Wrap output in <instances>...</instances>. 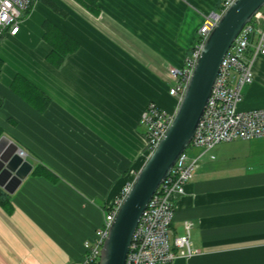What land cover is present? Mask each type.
I'll list each match as a JSON object with an SVG mask.
<instances>
[{
	"label": "crops",
	"instance_id": "1",
	"mask_svg": "<svg viewBox=\"0 0 264 264\" xmlns=\"http://www.w3.org/2000/svg\"><path fill=\"white\" fill-rule=\"evenodd\" d=\"M221 3L99 0L95 14L78 0H35L18 34H0V127L34 165L9 207L0 203V264L82 263L84 243L149 156L148 104L176 110L171 69L187 63ZM45 22L79 45L59 67ZM248 57L254 79L238 107L264 108V54L253 45ZM17 75L50 99L44 110L12 90ZM241 141L243 153L197 167L176 200L171 237L189 233L198 253L172 264H264V138ZM39 165L55 178L34 174Z\"/></svg>",
	"mask_w": 264,
	"mask_h": 264
},
{
	"label": "built area",
	"instance_id": "2",
	"mask_svg": "<svg viewBox=\"0 0 264 264\" xmlns=\"http://www.w3.org/2000/svg\"><path fill=\"white\" fill-rule=\"evenodd\" d=\"M34 1L0 0V34H18ZM234 2L235 0H222L220 11L204 19L198 31L202 42L218 24L221 14ZM261 15H264V6L242 29L223 59L205 113L190 146L204 148L207 152L222 142L264 138V108L240 110L238 107L243 99V86L254 79L253 59L248 57V51L254 45L256 53L264 54V31L259 28ZM256 36L258 39L255 41ZM200 45L188 57L183 67L171 69L175 84L170 88V94L178 99L185 91L199 56ZM234 80L236 84H233ZM173 115L156 102L148 104L141 122L147 129L149 154L165 135ZM20 153L26 158L24 150ZM197 162L198 158L191 157L186 149L170 175L157 189L134 233L127 264H172L179 257H191L198 253L189 233L171 237L176 200L185 193V186L192 178ZM130 187L131 184L125 187L115 204L106 212L103 224L94 237L84 243L81 264H99L110 225Z\"/></svg>",
	"mask_w": 264,
	"mask_h": 264
},
{
	"label": "water",
	"instance_id": "3",
	"mask_svg": "<svg viewBox=\"0 0 264 264\" xmlns=\"http://www.w3.org/2000/svg\"><path fill=\"white\" fill-rule=\"evenodd\" d=\"M264 6V0H235L222 14L199 48L185 91L172 123L158 146L138 171L130 190L118 207L104 242L99 264H127L134 233L157 189L190 146L205 113L223 59L242 29ZM18 144L0 138V187L14 194L34 165L20 155Z\"/></svg>",
	"mask_w": 264,
	"mask_h": 264
},
{
	"label": "trees",
	"instance_id": "4",
	"mask_svg": "<svg viewBox=\"0 0 264 264\" xmlns=\"http://www.w3.org/2000/svg\"><path fill=\"white\" fill-rule=\"evenodd\" d=\"M82 3L86 8L92 11L95 14L100 13L99 0H78ZM50 6L59 9L53 2L49 1ZM33 5V4H32ZM32 7V6H31ZM30 10V9H29ZM29 12V11H28ZM45 35L44 38L52 45V51L48 56L50 63L54 66L59 67L66 56L69 53H72L77 50L79 47L78 42H76L73 38L68 36L58 27L53 25L52 23L45 22ZM1 40V35H0ZM202 43L201 38L198 36V45ZM4 66V60L0 58V75L2 72V67ZM12 90L24 99L26 102L33 106H38L40 109L44 110L46 106L49 105L50 99L39 90L37 86L31 83L22 75H17L12 83ZM3 135V129L0 127V138ZM37 175H43L48 178L54 179V174L44 166H37L33 172ZM9 196L10 194L0 187V203H2L7 208L9 207Z\"/></svg>",
	"mask_w": 264,
	"mask_h": 264
},
{
	"label": "rangeland",
	"instance_id": "5",
	"mask_svg": "<svg viewBox=\"0 0 264 264\" xmlns=\"http://www.w3.org/2000/svg\"><path fill=\"white\" fill-rule=\"evenodd\" d=\"M166 111L172 114H174L175 112H170L168 110ZM241 142V140L223 142L221 145H218L217 147H214L213 149L207 152H205L204 148L189 146L187 151L191 157L198 158V162L196 164L197 169V167H199L202 163L210 161L211 155H214L216 157V161H218L220 159L228 160L231 157H235L234 155L236 154L243 153L245 151V147L240 146Z\"/></svg>",
	"mask_w": 264,
	"mask_h": 264
},
{
	"label": "bare ground",
	"instance_id": "6",
	"mask_svg": "<svg viewBox=\"0 0 264 264\" xmlns=\"http://www.w3.org/2000/svg\"><path fill=\"white\" fill-rule=\"evenodd\" d=\"M20 153V152H19ZM20 155H21V153H20ZM22 156V155H21Z\"/></svg>",
	"mask_w": 264,
	"mask_h": 264
}]
</instances>
